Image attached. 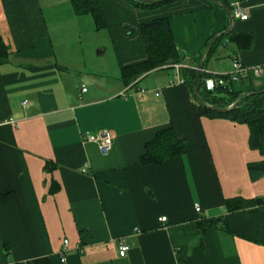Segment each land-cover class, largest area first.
<instances>
[{"label":"crops","instance_id":"obj_1","mask_svg":"<svg viewBox=\"0 0 264 264\" xmlns=\"http://www.w3.org/2000/svg\"><path fill=\"white\" fill-rule=\"evenodd\" d=\"M220 2L231 22L209 0L152 10L100 0L101 40L92 18L75 14L70 0H0V39L8 47L0 64V264H264V205L225 208L236 197L264 201V175L248 172L264 162L248 146V125L200 116L172 67L128 84L120 79L121 68L146 60L138 26L167 18L186 67L229 26L231 34H250L247 50L218 44L203 81L229 73L238 59L262 72L249 71L231 90L264 89V0ZM83 39H92L90 49H75ZM94 50L110 60L95 62ZM166 127L184 140V153L142 165L145 143ZM98 132L112 137L107 155L85 141ZM210 220L200 233L198 225ZM120 242L128 247L124 257Z\"/></svg>","mask_w":264,"mask_h":264},{"label":"trees","instance_id":"obj_2","mask_svg":"<svg viewBox=\"0 0 264 264\" xmlns=\"http://www.w3.org/2000/svg\"><path fill=\"white\" fill-rule=\"evenodd\" d=\"M123 1L136 9L152 10L171 3L174 0L162 1L159 4L142 3L134 0ZM70 5L75 14L89 15L92 18L96 31L104 30L106 28L105 16L100 0H70ZM138 31L146 52V60L138 64L121 68L120 79L124 83L128 84L133 78H138L158 68H169L175 64H184L185 56L179 52L178 46L172 38L169 20L167 18L141 23L138 26ZM213 37L214 35L207 40L204 49ZM225 40L234 44L237 50H247L251 46L252 36L250 34L234 35L228 33L217 38L207 52L205 62L213 49ZM7 55L8 47L0 39V64L7 59ZM200 57L201 54L199 57L194 58V67H185L180 70L183 84L188 87L194 100L193 86L196 75V66ZM205 76L206 75L202 71L199 95L204 102L217 108H225L238 100L239 105L232 111L218 113L208 110L198 104L199 115L214 118H227L233 122L248 125L249 148L257 150L262 156H264V125L262 122V114L264 113V95L245 96L241 93L238 94L231 90V85L229 84L216 86L210 91L205 87L203 81ZM215 76L216 75H213L212 78ZM244 80H241L240 82H243ZM185 145L184 140L179 139L176 136L172 127L160 129L145 143L144 151L140 156V163L142 165H160L167 160L181 156L185 151ZM45 168L47 171H50L52 165L46 162ZM248 172L252 179H257L264 175V162L249 165ZM55 189V186H52V190ZM7 199V195L2 197L3 202ZM263 205L264 201L261 199L244 200L236 197L225 201V208L228 212ZM214 223L215 220H210L204 224L198 225L200 233H203L206 227Z\"/></svg>","mask_w":264,"mask_h":264},{"label":"built area","instance_id":"obj_3","mask_svg":"<svg viewBox=\"0 0 264 264\" xmlns=\"http://www.w3.org/2000/svg\"><path fill=\"white\" fill-rule=\"evenodd\" d=\"M236 17H239L240 19H245L246 15H241L240 12H237ZM171 67L174 68L177 73V77L174 80V82L177 84H183V80L181 79V76H180V70L182 68H185L186 66L182 64H175V65H172ZM249 71H253L256 74H260L262 72V69L261 67H255V68H252V70L247 69L246 67L242 65V63L238 59H235L231 63L230 72L224 75H216L215 77H213L208 82V84L205 85L206 89L212 91L216 86H221V85H226V84L233 85L234 83H239L241 80L246 79ZM85 90H86L85 86H82L81 91L85 92ZM85 141L90 142V143H95L98 146L100 153L102 155H107L111 149L112 137L106 132H98L94 135L86 136ZM82 172L84 173L85 169H83ZM194 211L196 213L200 212V207L198 204L194 205ZM158 220L163 222L165 221V218L161 217ZM67 247H68V242L67 240H64L62 250L60 251L61 262L65 261L63 255H64V252L67 250ZM117 249H118V255L120 257H124L128 251V247L126 244H124V242H120L118 244Z\"/></svg>","mask_w":264,"mask_h":264},{"label":"water","instance_id":"obj_4","mask_svg":"<svg viewBox=\"0 0 264 264\" xmlns=\"http://www.w3.org/2000/svg\"><path fill=\"white\" fill-rule=\"evenodd\" d=\"M134 1L142 2V3H149V4H159L160 2L167 1V0H134ZM209 1L212 2L213 4L217 5V6L221 7L226 12V14L229 18V22H231L232 18H231L230 12L223 3H221L219 0H209ZM229 31H230V26L225 31L214 35V37L210 40L208 45L203 50L201 57H200V59L197 63V66H196V75H195V81H194V86H193V95H194L196 102L199 105L205 107L206 109L211 110V111H215L218 113H225V112H229V111L234 110L235 108L238 107L239 101L237 100L225 108H217V107L208 105L206 102H204L200 98V95H199V89H200V83H201V73L203 71V66H204L206 54L209 51L210 47L213 45V43L216 41L217 38L228 34ZM101 54H102V51L96 52V55H101ZM242 94L245 96L264 95V89H261L258 91H250V92H246V93H242Z\"/></svg>","mask_w":264,"mask_h":264},{"label":"rangeland","instance_id":"obj_5","mask_svg":"<svg viewBox=\"0 0 264 264\" xmlns=\"http://www.w3.org/2000/svg\"><path fill=\"white\" fill-rule=\"evenodd\" d=\"M123 1V0H122ZM125 2V1H124ZM127 3V2H126ZM70 9V8H69ZM70 11H71V9H70ZM61 12H62V10H61ZM65 14V13H64ZM87 19H89L88 21H89V23H90V20H91V17L88 15L87 16ZM85 21H87V20H85ZM88 21H87V23H88ZM70 25V23H69V21L68 20H65L64 21V24H63V26L67 29V30H69V29H71V26H69ZM89 28H90V24H89ZM83 29H88V27H86V25H83ZM94 29V31L96 32V33H94V37H96V38H98V37H101V40L103 39L102 38V33L101 34H97L98 33V31H96L95 30V28H93ZM61 30L62 31H64L63 30V28L61 27ZM60 29H59V33H60V35H62V31H61ZM64 34H65V32L63 33V36H64ZM71 34L72 33H70L69 35V37H75V36H71ZM98 35H101V36H98ZM62 36V37H63ZM104 39H105V37H104ZM84 41H81L80 43H76V45H74V48L75 49H77V50H79L80 48H83L85 51H86V49L88 50V49H90L87 45H88V41L90 40V41H92V39H88V41H86L85 42V39H83ZM94 54H95V62H98V61H105L106 59L109 61L110 60V55L107 53L106 55H104V56H97L96 55V51L94 50ZM234 85H238V83H234Z\"/></svg>","mask_w":264,"mask_h":264}]
</instances>
